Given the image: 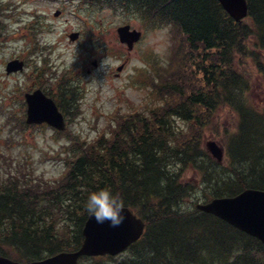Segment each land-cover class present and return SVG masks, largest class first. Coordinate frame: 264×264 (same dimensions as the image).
Listing matches in <instances>:
<instances>
[{
  "label": "trees",
  "instance_id": "trees-1",
  "mask_svg": "<svg viewBox=\"0 0 264 264\" xmlns=\"http://www.w3.org/2000/svg\"><path fill=\"white\" fill-rule=\"evenodd\" d=\"M70 1L81 8L109 6L129 14L138 12L151 27L169 26L174 35V61L182 57L186 43L192 51L194 48L205 54L203 60L208 65L199 67L194 63L203 73L204 86L197 83L196 73L193 71L191 75V69L174 73L175 63L170 69L158 71L157 93L176 94V106L174 99L172 105L169 99L165 112H159L160 107L152 110L155 119L152 124L138 111L130 122L120 121L122 115L116 113L113 117L118 116L116 126L99 131L95 140L86 139L72 146L71 153L76 159L74 162L73 157L65 159L66 168L60 177L64 178L60 181L36 177L32 169L11 166V161L9 169L0 174V253L37 259L79 248L89 216L84 206L87 196L92 191L108 189L147 220L145 242L140 250L150 252L153 257L140 256V259L148 257V264H264V256L253 254L264 255V244L256 237L211 214L180 212L179 205L188 189L178 179L179 170L171 169L172 161L207 171L198 162L204 152L197 147L196 138L173 146L176 131L168 123L171 115H178L186 122L194 120L199 127L204 121L206 126L207 116L230 107L238 121L236 131L228 138V150L234 161L227 178L229 181L231 176L235 178L233 184L232 180L224 186L228 189L233 185V189L226 193L217 191L214 196H234L245 188L264 190V110L256 103L255 107L248 103L251 77L236 61L241 56H254L258 78L264 83V0H248L249 16L241 23L218 0ZM9 9L3 10L8 14ZM1 18L0 13V39L5 33ZM246 19L250 22H245ZM43 65L50 68L47 60ZM187 77L195 81L193 87L182 82ZM60 108L63 110L62 104ZM197 111L201 113L196 114ZM139 132L142 133L135 138L133 134ZM83 144L85 148L78 154ZM242 159L247 163L244 174L235 167ZM210 163L214 170L208 182L225 179L220 175V165L211 159ZM70 223H74L77 232L73 241L61 236Z\"/></svg>",
  "mask_w": 264,
  "mask_h": 264
},
{
  "label": "rangeland",
  "instance_id": "rangeland-1",
  "mask_svg": "<svg viewBox=\"0 0 264 264\" xmlns=\"http://www.w3.org/2000/svg\"><path fill=\"white\" fill-rule=\"evenodd\" d=\"M0 1L3 9L10 7L8 14L3 9L0 10L1 22L5 28L0 39L1 175L9 169L8 165L12 161L11 166L19 165L25 170L30 168L36 177L60 181L64 178L60 177L66 168L65 159L71 160L73 157L72 146L79 145L86 139L95 140L99 131H109L110 125L116 126L118 116L113 118L115 112L122 115L119 117L120 121L130 122L131 116L139 113L138 115L146 116L147 121L152 124L155 121L152 110L160 107L159 112H165L168 109L166 100L169 99L171 105L173 99L175 106L177 104L176 94L174 96L160 92V96L157 93L160 83L158 71L170 69L174 63V73H178L179 69L183 70L182 73L191 69V75L193 71L196 73L197 83L204 86L203 73L198 66L208 65L209 62L203 60L205 54L192 47L197 53L194 52L195 58H190L193 51L190 44L186 43L182 57L174 61V35L170 27H151L138 12L129 14L124 10L115 11L109 6L81 8L68 0ZM57 11L60 12L59 15H56ZM245 22L249 23L250 20L246 19ZM124 24H130L131 29L142 32L141 40L135 42L132 48L119 39L118 27ZM73 32L79 33L76 40L70 38ZM15 58L22 59L25 64H21V70L7 73L9 61ZM253 58L254 56H241L236 61L240 62L239 68L251 77L248 103L252 107L256 103L260 110H264V83L262 78H258L259 70L255 68ZM45 60L49 62L50 68L43 65ZM103 61L106 62L105 66ZM195 62L198 66H194ZM119 66H122L120 70ZM182 82L192 84V87L195 84L188 77ZM203 88L206 90V87ZM36 89H41L53 98L59 107L62 104L63 110L60 108V112L65 115L68 123L66 130L58 131L48 124L26 123L25 94ZM63 97L66 102H63ZM73 97L79 99L74 100ZM200 113L201 111L196 112ZM207 117V125L204 126L203 121L202 127L194 120L183 121L178 115H171L169 118L170 128L177 135L173 138V146L195 137L197 147L204 152L198 157V162L207 171L204 173L191 164L183 167L178 162L175 163V160L172 161L174 167L171 169L174 172L179 170L178 179L188 189L187 196L179 205L180 212L202 213L196 208L197 203L213 199L217 191L226 193L228 189H233V185L228 189L224 186L230 185L228 182L235 178L231 176L230 181L227 178L231 171L230 163L234 161L228 150V138L236 131L237 115L227 106ZM141 133L133 135L137 138ZM208 140H215L224 147L222 163H218L207 151ZM262 144L264 146V142ZM85 145L80 146L78 154ZM188 145L193 149L190 142ZM66 147L69 149L66 150ZM177 153L179 154L178 151ZM208 157L220 165V175L225 179L214 178L208 182L210 172L214 170ZM75 159L74 156L73 162ZM246 165L242 159L235 167L244 174L247 172ZM233 182L234 180L231 184ZM144 220L147 225V220ZM61 234L72 241L77 239L74 223H70ZM144 242L143 238L136 246L117 255L85 256L80 258L79 263L148 264L147 258L153 256L150 252L140 250ZM237 254L238 252H234V255ZM253 254L264 256L255 252ZM0 255L11 256L16 261L36 259L15 256L12 252ZM140 256L148 257L140 259ZM42 257L47 256H38L39 259Z\"/></svg>",
  "mask_w": 264,
  "mask_h": 264
},
{
  "label": "water",
  "instance_id": "water-1",
  "mask_svg": "<svg viewBox=\"0 0 264 264\" xmlns=\"http://www.w3.org/2000/svg\"><path fill=\"white\" fill-rule=\"evenodd\" d=\"M224 10L238 23L249 14L248 0H218ZM59 11L56 15H59ZM119 39L130 48L140 40L142 33L131 29L130 24L118 27ZM79 37L78 32L70 35L72 40ZM22 60L14 59L9 62L7 73L22 69ZM96 63V62H95ZM21 65V66H20ZM12 66V67H11ZM17 68V69H14ZM122 66H119V70ZM27 104V124L47 123L58 129H65V119L53 98L47 96L41 89L25 94ZM209 154L219 163L225 156V149L215 140L206 142ZM123 222L116 227L108 221L98 224L93 217L87 218L82 234L81 246L74 251H63L49 258L31 262H17L0 255V264H79L81 256L117 255L137 242L143 235L146 223L134 211L124 206ZM196 208L202 212L213 214L237 229L258 238L264 243V190L245 188L234 196L214 197L207 202H199Z\"/></svg>",
  "mask_w": 264,
  "mask_h": 264
},
{
  "label": "clouds",
  "instance_id": "clouds-1",
  "mask_svg": "<svg viewBox=\"0 0 264 264\" xmlns=\"http://www.w3.org/2000/svg\"><path fill=\"white\" fill-rule=\"evenodd\" d=\"M105 63L103 61L104 66ZM84 206L89 217L94 216L98 224L108 221L111 226L116 227L124 220L123 201L108 189L90 192Z\"/></svg>",
  "mask_w": 264,
  "mask_h": 264
},
{
  "label": "flooded vegetation",
  "instance_id": "flooded-vegetation-1",
  "mask_svg": "<svg viewBox=\"0 0 264 264\" xmlns=\"http://www.w3.org/2000/svg\"><path fill=\"white\" fill-rule=\"evenodd\" d=\"M6 257V256H4ZM9 259L13 260V261H16L15 258L11 257V256H8ZM13 258V259H12ZM40 259H44V257L40 258ZM39 258L37 259H33V260H40ZM18 261V260H17ZM28 261H31V260H19V262H28Z\"/></svg>",
  "mask_w": 264,
  "mask_h": 264
}]
</instances>
